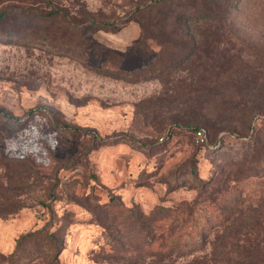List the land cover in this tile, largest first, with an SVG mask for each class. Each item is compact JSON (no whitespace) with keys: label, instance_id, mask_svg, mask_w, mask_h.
Returning a JSON list of instances; mask_svg holds the SVG:
<instances>
[{"label":"rangeland","instance_id":"374dc122","mask_svg":"<svg viewBox=\"0 0 264 264\" xmlns=\"http://www.w3.org/2000/svg\"><path fill=\"white\" fill-rule=\"evenodd\" d=\"M145 1L0 0V264L245 261L223 247L239 222L195 252L150 251L157 208L198 200L200 229L219 204L201 185L257 139L264 171V0L216 19H153ZM240 184L227 216H257L264 249V179Z\"/></svg>","mask_w":264,"mask_h":264},{"label":"trees","instance_id":"16d2710c","mask_svg":"<svg viewBox=\"0 0 264 264\" xmlns=\"http://www.w3.org/2000/svg\"><path fill=\"white\" fill-rule=\"evenodd\" d=\"M231 1L232 0H146L138 6V11L156 8L157 14L153 16V19L156 16L159 18L174 16L179 19H185L188 16H199L204 19H210L212 17L216 19L223 17V13L227 6L234 9V5ZM234 1L237 3L238 0ZM210 32L214 34V32ZM168 52H171V49L168 46H164L160 52L159 60H157L153 66L156 64L162 65ZM4 115L6 114L4 113ZM199 130L201 129H197V131ZM259 145L260 140L257 139L254 143V151L250 160L243 162L241 160L234 162L233 160L228 165L231 170L230 173H225V171L222 170L218 172V176L216 175L213 179L201 185L202 192H205L207 189L208 191L210 190L207 198L203 201H209L211 204L218 201L219 204H214V207H209L212 208L215 213H210L206 221L204 216L198 215V219L205 223L202 224L200 229L196 227L198 223L191 222L200 211L197 207V205L200 204L198 200L193 202L182 200L170 207L159 206L157 209L159 210L158 214L161 218L157 223L160 224L162 228L165 227V231L158 239L159 246L152 248L150 253L163 258L179 250L183 253L195 252L199 249L200 245L206 242L207 236L210 233L208 231L212 228L221 224L225 225L226 229L227 224L236 225V222H239L241 228L240 224L236 225L233 231H231L233 235L229 233L227 236V230H225L224 233L222 232V236L227 239V242L223 245L227 250L226 254L231 252L242 254L245 261L239 262L238 264H255L257 258H264V249L260 244H256L255 241L251 240L252 234H254L252 231L259 222L258 217L255 215L247 216L246 218H232L231 216H227V214L230 213L228 211V198L234 197V200L238 201L237 197L239 196L237 193L242 188L240 187V183L245 179H264V171H259L257 167V161L261 158L262 163L263 159V148ZM256 156H258V158H255ZM240 192H242V190ZM153 214L155 213L153 212ZM216 218H218L219 221L212 223ZM231 240L232 242H230ZM261 264H264V262H261Z\"/></svg>","mask_w":264,"mask_h":264},{"label":"built area","instance_id":"2783aa9c","mask_svg":"<svg viewBox=\"0 0 264 264\" xmlns=\"http://www.w3.org/2000/svg\"><path fill=\"white\" fill-rule=\"evenodd\" d=\"M196 138L198 139V141H200L201 143H205L207 141V137L206 134L203 130H199L195 133Z\"/></svg>","mask_w":264,"mask_h":264}]
</instances>
